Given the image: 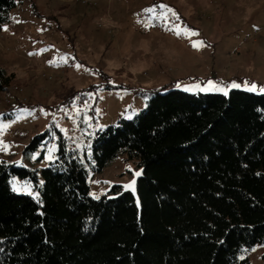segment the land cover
Returning <instances> with one entry per match:
<instances>
[{
    "label": "trees",
    "instance_id": "trees-1",
    "mask_svg": "<svg viewBox=\"0 0 264 264\" xmlns=\"http://www.w3.org/2000/svg\"><path fill=\"white\" fill-rule=\"evenodd\" d=\"M20 1L0 0V30ZM13 79L0 67V91ZM138 93L145 107L97 130L85 161L60 133L40 175L0 161V264H252L257 244L264 262V94ZM120 156L141 168L136 195L113 185L91 198L89 172Z\"/></svg>",
    "mask_w": 264,
    "mask_h": 264
},
{
    "label": "rangeland",
    "instance_id": "rangeland-1",
    "mask_svg": "<svg viewBox=\"0 0 264 264\" xmlns=\"http://www.w3.org/2000/svg\"><path fill=\"white\" fill-rule=\"evenodd\" d=\"M159 5L179 16L173 23L199 35L177 37L144 12L155 8L156 15ZM193 41L205 46L196 50ZM0 67L14 73L0 91V126L8 125L0 131L8 146L0 161L40 175L57 157L59 133L66 150L85 161L97 130L145 107L150 97L139 90L224 94L245 90V81L264 87V0H21L0 30ZM208 81L217 88L204 90ZM233 82L241 87H230ZM45 131V143L26 153L30 139ZM137 172L141 168L123 156L90 171V197L113 185L126 189L133 180L134 191L128 190L136 195ZM262 251L257 244L246 255L264 264Z\"/></svg>",
    "mask_w": 264,
    "mask_h": 264
},
{
    "label": "snow or ice",
    "instance_id": "snow-or-ice-1",
    "mask_svg": "<svg viewBox=\"0 0 264 264\" xmlns=\"http://www.w3.org/2000/svg\"><path fill=\"white\" fill-rule=\"evenodd\" d=\"M156 7H158L160 9L159 13H157L156 15H152L156 11L155 8L145 9L144 12L148 13L150 15L151 19L163 21L165 28L168 31L172 32L177 37L183 36L185 38H190L192 36H198L199 35L198 32L188 28L187 26H181L179 23H173L171 18H174L176 21H179V16L175 13V11L173 9L169 8L166 5H159ZM4 30H7V29L5 28ZM38 31H40V30L38 29ZM191 46L193 48H195L196 50H199L200 48L205 46V42L204 41H193V42H191ZM30 55H31V53H30ZM61 61L67 62V57H62ZM50 63H52V62H50ZM76 67L79 68L80 65H76ZM177 86L179 87V85H177ZM230 87L239 88V87H241V85L233 82L230 85ZM243 87L247 91L259 92L261 94H264V87H258L255 83H250L248 81H245ZM216 88H217V85L213 81H208L207 82V88L204 90H213ZM217 90H222V89H217ZM224 94L227 95V92L225 91ZM128 118L130 119L131 117H128ZM6 127H8V125L0 126V131H2L3 128H6ZM7 149H8V146L6 144H4L3 141H0V150L7 151ZM51 151H53V150H50V152ZM33 158H35V157H33ZM46 159L52 160L53 157L51 155H49L46 157ZM16 163H19V162H16ZM139 175H140L139 172L135 173V176H139ZM134 186H135V180H133L129 185H126L125 188H126V190L131 189L134 191ZM12 190L14 192H17V193L27 192V194L32 195L31 190H30V185H28L27 183H25L23 185H18L16 182H13ZM34 198H35V196H34ZM94 198L98 199L99 197H94ZM240 259H243V256H241Z\"/></svg>",
    "mask_w": 264,
    "mask_h": 264
}]
</instances>
